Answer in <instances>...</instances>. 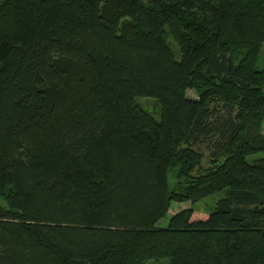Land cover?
I'll return each instance as SVG.
<instances>
[{"label":"trees","instance_id":"obj_1","mask_svg":"<svg viewBox=\"0 0 264 264\" xmlns=\"http://www.w3.org/2000/svg\"><path fill=\"white\" fill-rule=\"evenodd\" d=\"M263 43L264 0H0V264H264Z\"/></svg>","mask_w":264,"mask_h":264},{"label":"rangeland","instance_id":"obj_2","mask_svg":"<svg viewBox=\"0 0 264 264\" xmlns=\"http://www.w3.org/2000/svg\"><path fill=\"white\" fill-rule=\"evenodd\" d=\"M236 62V61H235ZM264 67V43L261 46L255 68L257 70H260ZM187 97H196V93L194 90H187L186 91ZM136 102L141 106L142 109H144L146 112H148L150 115H152L157 121L160 120V107L157 101L154 98L151 97H136ZM262 132L264 134V125L262 127ZM213 140L204 143L203 145L199 146L201 149L199 150L201 153H203L205 159L202 163V167L206 166V158H207V147H209L210 143ZM264 158V152H258L251 155H248L246 157L247 163H252L255 159ZM176 182V177L173 172L169 171L168 174V185L169 187H172ZM225 195V191L223 192H217L212 195H209L207 197L201 198L195 203L186 202V203H175L172 202L170 205V208L167 212V214L162 217L158 223L157 226L159 227H166L168 225L169 218L177 211L184 209V208H190L192 207L195 210V213L202 214V215H209L211 212H213L216 202ZM168 259H161L158 261L150 260L147 261L145 264H168Z\"/></svg>","mask_w":264,"mask_h":264}]
</instances>
